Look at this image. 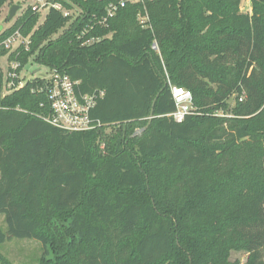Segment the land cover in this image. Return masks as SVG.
Wrapping results in <instances>:
<instances>
[{
  "label": "trees",
  "instance_id": "obj_1",
  "mask_svg": "<svg viewBox=\"0 0 264 264\" xmlns=\"http://www.w3.org/2000/svg\"><path fill=\"white\" fill-rule=\"evenodd\" d=\"M49 1L82 15L38 26L29 7L0 42L31 36L13 60L105 95L98 126L71 133L44 120L41 80L0 91V245L40 241L56 255L42 264H264V0H147L83 37L111 0ZM166 73L193 94L181 124Z\"/></svg>",
  "mask_w": 264,
  "mask_h": 264
},
{
  "label": "built area",
  "instance_id": "obj_2",
  "mask_svg": "<svg viewBox=\"0 0 264 264\" xmlns=\"http://www.w3.org/2000/svg\"><path fill=\"white\" fill-rule=\"evenodd\" d=\"M146 1L111 0L106 7L105 14L97 18L90 28L83 31L81 37L97 27L107 28L118 12L129 5L144 4ZM49 2L38 0L39 7L36 5L31 6V11L34 14H40L41 10L50 11L53 8L62 12L65 17L70 16L68 10L62 4ZM140 21L144 24L148 22V18H140ZM3 32H0V34ZM99 40V38L93 37L85 40L82 45L90 46L99 42ZM30 44L31 36L25 37L19 30L11 37L0 42V91L2 96L6 97L21 90L29 82L41 80L43 83L35 88L33 92L44 93L47 96L49 113L44 117L46 122L71 133L94 130L98 124H95L91 119V112L96 107L98 100L104 97L105 92L97 91L91 95L83 94L79 90L81 82L74 81L70 76L60 74L52 69H48L49 71L46 74H40L41 71L38 70L33 74V77L27 79L25 75L26 67L34 59H30L28 64L23 66L19 60H13L12 58L18 59L24 51H29ZM153 49L158 51L157 45H154ZM166 77L176 105L175 112L170 116L176 123L181 124L188 116L194 114L193 94L187 89L173 85L167 73ZM242 101L243 98H240V102Z\"/></svg>",
  "mask_w": 264,
  "mask_h": 264
},
{
  "label": "rangeland",
  "instance_id": "obj_3",
  "mask_svg": "<svg viewBox=\"0 0 264 264\" xmlns=\"http://www.w3.org/2000/svg\"><path fill=\"white\" fill-rule=\"evenodd\" d=\"M46 3H50L48 0H44ZM38 6V0H10L2 9L0 15V27L5 31L10 28L16 20L26 12L31 6ZM13 6H19L21 9L16 13L12 21H9V14ZM69 15L72 17V21L79 18L82 15V10L75 6L72 10H68ZM241 12L244 14H251L252 2L251 0H241ZM48 10L40 11V21L38 26L42 25L48 15ZM71 22L68 23L66 28L60 30V32L53 37V39L59 38L69 28ZM41 71L40 74H46L49 70L45 66L37 64L35 61H31L25 70L27 79L33 77L36 71ZM230 105L235 104L234 98L230 100ZM55 222L59 225L57 219ZM0 226L4 232H7V223L3 215L0 216ZM43 258L53 262L56 260V255L50 247H46L42 242L29 239H12L6 243L0 245V264H42ZM248 255L241 252H233L231 255V262L233 264H245L247 262Z\"/></svg>",
  "mask_w": 264,
  "mask_h": 264
},
{
  "label": "water",
  "instance_id": "obj_4",
  "mask_svg": "<svg viewBox=\"0 0 264 264\" xmlns=\"http://www.w3.org/2000/svg\"><path fill=\"white\" fill-rule=\"evenodd\" d=\"M20 9H21V7H19V6H13V7H12V9H11V11H10V14H9V18H8L9 21H12V20H13V18H14L15 15H16V13H17ZM1 30H2V27H0V32H1ZM153 118H154V110H152V112H151V117H150L149 125H150L151 121L153 120ZM149 125H148L146 128L137 131V132H136V135H139V134H141L143 131H145V130L149 127Z\"/></svg>",
  "mask_w": 264,
  "mask_h": 264
},
{
  "label": "crops",
  "instance_id": "obj_5",
  "mask_svg": "<svg viewBox=\"0 0 264 264\" xmlns=\"http://www.w3.org/2000/svg\"><path fill=\"white\" fill-rule=\"evenodd\" d=\"M3 29H4V28L2 27V30H3ZM2 30H1V31H2Z\"/></svg>",
  "mask_w": 264,
  "mask_h": 264
}]
</instances>
